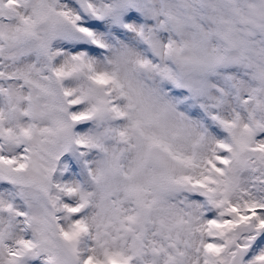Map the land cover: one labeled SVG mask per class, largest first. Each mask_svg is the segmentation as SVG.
I'll return each instance as SVG.
<instances>
[{"label": "snow or ice", "instance_id": "1", "mask_svg": "<svg viewBox=\"0 0 264 264\" xmlns=\"http://www.w3.org/2000/svg\"><path fill=\"white\" fill-rule=\"evenodd\" d=\"M0 264H264V0H0Z\"/></svg>", "mask_w": 264, "mask_h": 264}]
</instances>
